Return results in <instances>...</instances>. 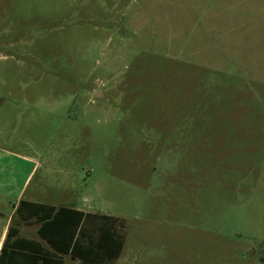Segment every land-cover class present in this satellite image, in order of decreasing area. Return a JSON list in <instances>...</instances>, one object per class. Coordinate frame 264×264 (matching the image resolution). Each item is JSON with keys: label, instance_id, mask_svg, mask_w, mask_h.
<instances>
[{"label": "rangeland", "instance_id": "rangeland-1", "mask_svg": "<svg viewBox=\"0 0 264 264\" xmlns=\"http://www.w3.org/2000/svg\"><path fill=\"white\" fill-rule=\"evenodd\" d=\"M1 101L0 211L34 164L112 264H264V0H0Z\"/></svg>", "mask_w": 264, "mask_h": 264}, {"label": "trees", "instance_id": "trees-1", "mask_svg": "<svg viewBox=\"0 0 264 264\" xmlns=\"http://www.w3.org/2000/svg\"><path fill=\"white\" fill-rule=\"evenodd\" d=\"M17 213L25 221L35 218L41 223L38 233L51 250L34 240L22 237L12 240L18 228L10 226L0 254V261L6 256L8 264L17 257L21 258V264H63L58 254H70L84 264H110L118 259L124 247V236L117 230L121 221L109 214L25 199L20 201Z\"/></svg>", "mask_w": 264, "mask_h": 264}, {"label": "crops", "instance_id": "crops-1", "mask_svg": "<svg viewBox=\"0 0 264 264\" xmlns=\"http://www.w3.org/2000/svg\"><path fill=\"white\" fill-rule=\"evenodd\" d=\"M0 104H3V101H1ZM23 160H27L28 162L32 163L33 159L31 157H23ZM35 166L36 165L33 164L31 166V168L29 169V171L27 172L26 177H25V179H24V181H23V183H22V185L18 191L17 202L13 204L11 211H9V213H4V212L0 211V254L2 252L1 248H2L4 241L7 237V233H8L10 226H15L18 228V233L15 237L12 238V240L16 237H22V238L34 240V241L41 243L48 251L51 250L48 243L44 239H42L38 233V229H39L41 223L36 221L35 218L31 219L30 221H25L17 213L18 205L22 199H25L28 201H33V202H38V203L53 204L56 206L64 205V204L57 205L54 203H48L46 201H42V200H39L38 198H36L38 196V187H39L40 182L37 184V188L32 189L29 192V195L27 197L24 196V190H25L26 183L28 182V180L30 178L33 177L32 174L35 170ZM29 183H30V181H29ZM65 206H70V207H73L76 209H80V208L76 207V205H74V204L73 205H65ZM1 207H2V202L0 200V210H1ZM80 210H83V209H80ZM83 211H85V210H83ZM85 212H90V211H85ZM32 225H34L35 235L29 236L27 233L32 232V229H31ZM37 235L39 236L40 239H38ZM123 249H124V247H123ZM123 249H122V252H121L120 256L118 257V259L122 256ZM7 252H8V250H7ZM10 255L14 256V254H10ZM58 255L61 256V258L63 260V264H67L65 256L70 255V254H58ZM71 258L75 259L72 256H71ZM77 260H79V259H77ZM11 263L12 264H21L22 260H21V258L17 257L15 260L12 259ZM0 264H8V261L6 260V256H5V258L1 259ZM82 264H84V263H82ZM110 264H112V263H110Z\"/></svg>", "mask_w": 264, "mask_h": 264}, {"label": "water", "instance_id": "water-1", "mask_svg": "<svg viewBox=\"0 0 264 264\" xmlns=\"http://www.w3.org/2000/svg\"><path fill=\"white\" fill-rule=\"evenodd\" d=\"M101 92H102L101 90H98V91L95 93V98H97V99H102V98L106 99L105 97H102Z\"/></svg>", "mask_w": 264, "mask_h": 264}]
</instances>
